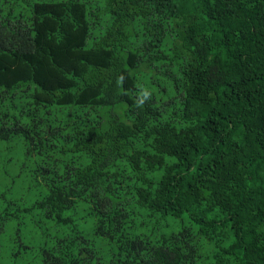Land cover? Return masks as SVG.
Returning a JSON list of instances; mask_svg holds the SVG:
<instances>
[{"label": "trees", "instance_id": "trees-1", "mask_svg": "<svg viewBox=\"0 0 264 264\" xmlns=\"http://www.w3.org/2000/svg\"><path fill=\"white\" fill-rule=\"evenodd\" d=\"M0 145L12 257L264 264V0H0Z\"/></svg>", "mask_w": 264, "mask_h": 264}, {"label": "rangeland", "instance_id": "rangeland-1", "mask_svg": "<svg viewBox=\"0 0 264 264\" xmlns=\"http://www.w3.org/2000/svg\"><path fill=\"white\" fill-rule=\"evenodd\" d=\"M16 164L17 161H15V153H13V151L6 152L0 148V190L3 189L8 181L14 176V172L17 173L18 170H16ZM21 240L29 244L27 239L22 238ZM8 245V234L6 232L0 234V264L31 263L28 253H23L16 257H12L10 251L7 248Z\"/></svg>", "mask_w": 264, "mask_h": 264}]
</instances>
